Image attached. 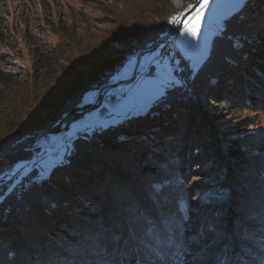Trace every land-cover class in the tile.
<instances>
[{
  "label": "rangeland",
  "instance_id": "obj_1",
  "mask_svg": "<svg viewBox=\"0 0 264 264\" xmlns=\"http://www.w3.org/2000/svg\"><path fill=\"white\" fill-rule=\"evenodd\" d=\"M248 1L201 0L185 17L180 31L175 33L183 13L199 0H0V68L18 75L11 88L31 92L32 102L42 97L49 111L60 112L76 102L78 110L91 108L106 85L130 80L141 53L152 49L143 56L138 77L114 89L129 94L121 106L124 111L120 112V109L104 121H99L96 112L75 117V122H84L87 126L95 124L83 133L108 124L110 118L144 113L166 90L174 96L177 88H188L182 98H185L186 103H182L185 107L179 110L175 121L166 123L168 120L163 112L156 115L161 120L158 126L163 122L169 128L176 126L156 140L161 149L154 154L171 152V171L166 172L169 185L186 200L175 208L177 212L184 209L181 221L184 227L178 232L179 239L184 235L193 237L183 239L181 244H178V238L170 242L169 248L183 245L185 252L182 261L173 258V253L168 255L166 260L172 264H264V74L255 64H250L252 68L247 67L251 53L263 50L259 44L254 50H246L247 44L258 43L247 40V31H243L248 21L246 11L242 10L248 9ZM235 15L223 32L226 22ZM234 34H239L242 39L235 37L234 46H231L229 38ZM216 37L223 49L217 53V50L213 51L209 60ZM231 47L239 51L238 54L235 52L236 56L228 52ZM48 51H55L54 62L68 67L75 76L60 77V80L58 73L50 74L51 77L46 73L36 76L38 56ZM74 66L76 69L73 70ZM244 69L248 71L246 76L242 73ZM215 70L222 71L218 78H212L208 88L203 81L206 74ZM249 74H255L261 81L251 79ZM241 76L246 78L244 84L239 79ZM237 89H243L245 95H253L254 99L245 103L234 93L231 95L235 100L222 95L224 90L235 92ZM6 96L0 101V132L6 130L7 134H14L22 123L23 112L28 109L17 117L21 108L12 99L13 95L8 93ZM226 98L231 105H227ZM240 100L242 105H238ZM217 102L222 103L216 105ZM10 103L14 105L9 109ZM236 106L241 109H235ZM71 113L62 115L60 127L70 119ZM191 135L196 137V145L187 155L188 164L185 165L176 153L182 150V141L188 142ZM206 137L214 138L210 142L212 153H222V158L217 161L220 173L211 172V168H218L214 157L200 153L204 150L200 146ZM236 143L241 162H231L234 159L226 145ZM21 152L29 151L16 152L9 159L0 158L1 164L10 165L6 169L10 171L9 177L0 176V192L4 190L0 204L29 173L28 167L22 166L32 160L21 159L14 164V157ZM56 161L57 155L44 163L46 167H52ZM142 170L137 167L135 173ZM7 183L9 186H5ZM105 235H109L108 229ZM98 236L104 241L101 233ZM105 239L114 244L104 245L107 253L104 247L101 251L98 249L97 240L92 242V237H87L84 243H90H86V256L82 257L79 249L72 252L81 260L63 252L64 259H60L47 251L45 256L44 253H39L37 258L33 255L34 259L25 264H163L146 247L134 243L115 245L117 240L109 236ZM43 241L39 244L42 250L45 248ZM154 244L161 247L159 243ZM62 245L65 248L64 241ZM77 246L80 247L79 244L73 247ZM115 248L119 250L116 254ZM7 259L5 252L0 253L2 264H6ZM19 259L12 264H19ZM70 260L77 261L70 263Z\"/></svg>",
  "mask_w": 264,
  "mask_h": 264
},
{
  "label": "trees",
  "instance_id": "obj_2",
  "mask_svg": "<svg viewBox=\"0 0 264 264\" xmlns=\"http://www.w3.org/2000/svg\"><path fill=\"white\" fill-rule=\"evenodd\" d=\"M247 6V10L246 8L242 10L246 11L245 18L248 21V26L244 25L243 31H247V40L258 43L247 44L246 50H254L258 44L262 46L261 51L263 50V52L251 53V60L247 67L252 68L255 64L258 66L257 70L264 74V0H249ZM236 15L226 22L223 32H226L230 20L232 21ZM249 21H252L251 24ZM235 37L242 39L239 34L231 35L229 45L234 46ZM212 49V54L208 57L209 60L214 55L213 51L217 50V53L223 49L218 43L217 37L213 42ZM234 50L236 49L231 47L228 52L236 56L235 52L238 54L239 51ZM55 54V51H48L46 54L38 56L35 65L36 76L39 73H46L47 77H51L50 74L58 73L59 80L60 77H74L75 75L68 67L54 62L56 61ZM221 71L215 70L206 74L203 84L208 86L213 77L220 76ZM242 73L245 75L248 74V71L244 69ZM245 76L239 78L243 84L246 82ZM249 76L251 79L261 81V78L256 77L255 74H249ZM18 78V75L8 73L0 68V101L4 100L8 93L13 95L12 99L21 108L17 117H21V112L28 109L27 112H23L25 115L22 117L23 120L21 119L22 123L19 124L17 133L7 134L6 130L0 132V158L4 159L11 158L22 147L32 143L43 131L60 130L62 115L74 113L79 109L76 102V104L66 106L60 112L49 111L46 100L42 97L37 98L34 103L31 92L26 89H15L14 86L10 87ZM60 83L61 81L58 84ZM248 89L249 87L247 91ZM176 91L172 96V92L168 93L166 90L165 94L144 113L128 114L124 118H110V121L113 122L109 121L108 124L90 128V130L76 135L57 152L49 156L57 155V161L52 167H46L44 163L49 157L32 166L29 173L18 182L0 204V253L7 254L6 264H12L18 258H20L19 264H25L34 259V256L37 258L39 253H44L45 256L47 251L52 252V255H58L60 259H64V255L61 256V252H63L69 253V256H73L74 259L81 260V257L72 255V252L74 249L76 252L78 251L76 249H79L78 253L83 254L82 257L86 256V243H90V241L84 243L87 237H92V242L97 240L98 249L101 251L104 247L105 253H107V248L104 245L114 244H112V240L108 242L105 239L106 236L117 240L115 245L124 243L133 245L134 243V245L146 247L145 249L153 256H158L163 264H172L166 260V257L171 253H173L172 257H177L180 259L179 261L184 259L183 245L179 248H169L168 246L174 238H178V244H181L183 239L193 238L192 236L186 238L184 235V238L179 239L178 232L182 231L184 227V223L182 227L181 222L184 209L180 208L177 212L175 208L186 200L179 192H173L175 187L169 185L170 178L168 179L166 172L171 171L170 165L172 164L169 160L172 156L171 152H158L157 156L154 154L157 149H161L156 140L158 141L160 136L166 135L169 129H176V126L167 127L164 122L158 126L157 124L161 120L156 117L157 113L163 112L168 120L166 123H169L175 121L179 110L185 107L182 105L185 98H182L188 88L179 87ZM224 91L222 95L230 99H234L231 93L236 94L238 99L243 98L245 103L254 99L253 95H245L243 89H237L235 91L237 93ZM29 102L31 103L29 104ZM243 102L240 100L238 105H242ZM254 102L255 100H253ZM218 103L222 102H217L216 105H219ZM226 103L227 105L232 104L231 101ZM13 105L10 103L9 109ZM237 107L235 109H241ZM78 117L76 116L77 119ZM160 126L164 129H159ZM195 139L196 137L191 135L188 142L182 141V150L176 153L180 156L179 158L182 157L181 163L184 162L185 165L188 164L187 155L196 145ZM213 139V137H206L205 141L203 140L205 144L198 146L202 150L204 149L202 152L200 150L201 155L214 157L218 168H211V172L215 171L212 174H217L221 172L218 171L220 164L217 161L222 158V153L219 151L212 153L213 148L210 142ZM226 145H229V153L234 159L231 162H241L242 158L238 157L237 153L238 143ZM207 151L209 153H206ZM38 152L40 149L28 153L21 152L14 157V164L21 159L24 161L33 160ZM189 162H191L190 159ZM8 166L10 165L0 163V176L9 177L10 171L6 170ZM137 167L143 169L139 174L135 173ZM3 181L6 182V180ZM5 186H9V183ZM3 193L4 190L0 192V197ZM240 197L239 195L238 198ZM103 228H105L104 231ZM94 229L97 231L94 232ZM107 229L109 235H105ZM99 233L104 241L99 239L101 237L98 236ZM41 240H44L42 244L44 243L45 251L39 249ZM63 241L65 248L62 245ZM154 243H159L161 247ZM76 244H79L80 247L74 248ZM33 247L37 251L33 249L30 255V249ZM118 252L119 250L115 248V254ZM172 257L170 256V258ZM76 261L70 260V263ZM2 263L0 262V264Z\"/></svg>",
  "mask_w": 264,
  "mask_h": 264
},
{
  "label": "built area",
  "instance_id": "obj_3",
  "mask_svg": "<svg viewBox=\"0 0 264 264\" xmlns=\"http://www.w3.org/2000/svg\"><path fill=\"white\" fill-rule=\"evenodd\" d=\"M128 92H121V91H113L110 93H107L100 102L98 109L96 111L97 116L99 118V121H103L113 114H115L117 111L121 109V106L124 104L125 100L128 97ZM123 112L124 110L121 109L120 112ZM97 124V123H96ZM76 125V126H75ZM91 124L89 126L85 125L84 122H76L73 123L67 131L60 132L59 134H47V139L42 141L41 150L35 155L33 160L24 164L22 167L27 168V172H29L33 166L32 163L38 162L47 156L53 154L56 152L59 148L64 146L67 142H69L71 139H73L77 134L80 132L88 129L91 127ZM22 168V169H23ZM21 171V170H20ZM27 174V173H26Z\"/></svg>",
  "mask_w": 264,
  "mask_h": 264
},
{
  "label": "water",
  "instance_id": "obj_4",
  "mask_svg": "<svg viewBox=\"0 0 264 264\" xmlns=\"http://www.w3.org/2000/svg\"><path fill=\"white\" fill-rule=\"evenodd\" d=\"M200 2H201V0H199V2H198L196 5H193L192 7H190V9H189L188 11H186V12L183 13V15H182V17H181V19H180L179 26H178L177 29L175 30V33H177V32L180 31L181 26H182V24H183V22H184L185 17H186L190 12H192V11L194 10V8L200 4ZM167 38H168V37L164 38V39L162 40V42H164ZM151 51H152V49L147 50V51H144V52L141 53V55H140L139 58H138L137 65H136V68H135V71H134V73H133V75H132V77H131L130 80L123 81V82H114V83H110V84L106 85V86L102 89L101 93L99 94L96 104H94L91 108H89V109H84V110H78V111L74 112V113L72 114V116L70 117V119H69L65 124H63V125L61 126L60 130H58V131H43L42 133H40V135H39V136H38V137H37L32 143H30V144L27 145V146L22 147L18 152L23 151V150H25V151H35V150H37V149H40V148H41V145H42L43 138L46 137L47 134H56V133L59 134L60 132L67 131V130L69 129V127H70L73 123H76L75 121H73V119H74L76 116H79V115H85V114H88V113L96 112L97 109H98V106H99L100 102L102 101V97H104L107 93L113 92L115 88H117V87H119V86L127 85V84L133 82V81L136 79V77H137V73H138V69H139V67H140V63H141V60H142L143 56L146 55L148 52H151ZM118 92H119V91H118ZM76 121H77V120H76ZM103 121H104V120H103ZM82 132H83V131H82ZM80 133H81V132H80ZM80 133H79V134H80ZM77 135H78V134H77ZM62 147H63V146H62ZM62 147H61V148H62ZM59 149H60V148H59ZM59 149H58V150H59ZM40 150H41V149H40ZM58 150H57V151H58ZM57 151H56V152H57ZM18 152H17V153H18ZM38 153H39V152H38ZM38 153H37V154H38ZM54 153H55V152H54ZM54 153H53V154H54ZM37 154H35V155L37 156ZM51 155H52V154H51ZM49 156H50V155H49ZM49 156H47V157H49ZM47 157H46V158H47ZM33 158H34V157H33ZM44 159H45V158H44ZM42 160H43V159H42ZM40 161H41V160H40ZM38 162H39V161H38ZM35 163H36V162H35ZM32 164H34V163H32Z\"/></svg>",
  "mask_w": 264,
  "mask_h": 264
},
{
  "label": "bare ground",
  "instance_id": "obj_5",
  "mask_svg": "<svg viewBox=\"0 0 264 264\" xmlns=\"http://www.w3.org/2000/svg\"><path fill=\"white\" fill-rule=\"evenodd\" d=\"M45 139V137L43 138V140Z\"/></svg>",
  "mask_w": 264,
  "mask_h": 264
}]
</instances>
